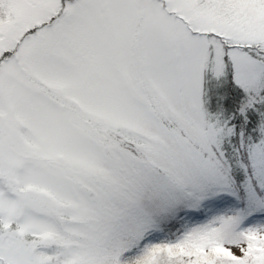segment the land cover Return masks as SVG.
<instances>
[{
	"label": "snow or ice",
	"instance_id": "obj_1",
	"mask_svg": "<svg viewBox=\"0 0 264 264\" xmlns=\"http://www.w3.org/2000/svg\"><path fill=\"white\" fill-rule=\"evenodd\" d=\"M0 264H264V0H0Z\"/></svg>",
	"mask_w": 264,
	"mask_h": 264
}]
</instances>
